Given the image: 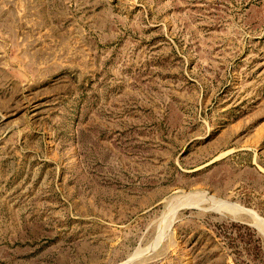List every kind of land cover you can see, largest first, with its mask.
<instances>
[{"label":"rangeland","instance_id":"1","mask_svg":"<svg viewBox=\"0 0 264 264\" xmlns=\"http://www.w3.org/2000/svg\"><path fill=\"white\" fill-rule=\"evenodd\" d=\"M0 264H264V0H0Z\"/></svg>","mask_w":264,"mask_h":264}]
</instances>
